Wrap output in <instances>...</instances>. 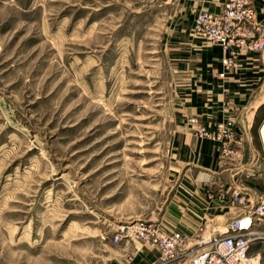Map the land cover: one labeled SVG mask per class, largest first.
<instances>
[{"label":"rangeland","instance_id":"obj_1","mask_svg":"<svg viewBox=\"0 0 264 264\" xmlns=\"http://www.w3.org/2000/svg\"><path fill=\"white\" fill-rule=\"evenodd\" d=\"M222 2L0 0V264H160L149 244L115 240L121 226L154 222L193 239L235 215L232 186L250 197L264 188V101L250 149L220 143L210 167L201 142L214 131L196 144L184 130L183 118L206 127L185 107L225 89L205 56L218 47L192 29ZM196 195L199 216L186 205ZM196 248L166 264H188ZM145 251L153 259L135 262ZM251 251L264 264V239Z\"/></svg>","mask_w":264,"mask_h":264},{"label":"built area","instance_id":"obj_2","mask_svg":"<svg viewBox=\"0 0 264 264\" xmlns=\"http://www.w3.org/2000/svg\"><path fill=\"white\" fill-rule=\"evenodd\" d=\"M263 16V17H262ZM264 7L258 13L254 0H223L217 10L205 9L193 16L192 29L198 38L218 47L219 65L216 75L225 78L236 68L239 57L247 51H264ZM196 117L188 119L198 137L208 138L206 127ZM236 134L234 121L225 119L215 124L213 138L226 147ZM239 148L242 139L234 138ZM228 195L235 215L223 230L201 229L193 239L188 233L176 229H163L159 224L138 220L121 226L115 240L123 236L149 244L157 251L160 264L187 257L191 245L197 248L188 264H261L260 252H252L255 240L264 239V188L254 197L236 184ZM208 230V231H207Z\"/></svg>","mask_w":264,"mask_h":264},{"label":"crops","instance_id":"obj_3","mask_svg":"<svg viewBox=\"0 0 264 264\" xmlns=\"http://www.w3.org/2000/svg\"><path fill=\"white\" fill-rule=\"evenodd\" d=\"M258 2L259 0L258 1L256 0V4H258ZM213 8L211 10L218 9L217 7H213ZM210 55L213 56V62L218 64L219 56H220L219 49L216 48L215 51L212 52L208 51L207 54H205L207 60L212 59L210 58ZM263 65H264V51L262 53H255L251 51H247L243 53L239 57L238 66L236 68L229 70V72L226 74L224 80V86H223V88L225 89L221 90V89H217V87L214 88L213 89L214 91L213 90L212 91L216 95L214 96V99L211 101H208L206 99L205 101L201 102L199 97L198 99L196 97L197 100L195 99V101L191 102L190 105H187L184 111L185 112L187 111L186 112L187 115L197 114V116H199V118L206 123L205 124L206 129L209 131L215 130L216 122L223 119H231L232 121H234L236 134L234 135L233 140L230 141V144L231 142H233L234 145L237 146V142L235 141L234 138L240 137L243 140V142H246L248 148L250 149L251 147L250 134L254 120V112L255 109L258 107V105L264 101V81L260 91L258 92L256 91L255 93L253 92L254 93L253 95H250V93L251 90L254 91L253 85L255 83H253L254 82L253 80L257 79V77L261 75L260 73ZM216 81H220V80H216ZM203 85L206 86V84ZM182 121H183V125L185 124L184 130L185 129L186 131L189 130V127L191 129V125L189 124L187 119L183 118ZM186 134L190 135L189 132H186ZM193 140H196V144H200L199 137ZM193 144L195 145V143ZM219 144H220L219 142L211 141L210 139H207L205 142L204 141L201 142L202 148H204L205 151L204 154L206 156V163L208 164V167L212 165L213 156L215 155L214 152L216 150L217 145ZM262 146H263V142H262ZM185 148L187 149V147L184 146V149ZM194 198L197 202L196 205L199 207V209L195 204L190 202L187 203L186 205L190 207L193 211H195L197 216H199L201 213L200 206L201 204L204 203L201 202V198H199L197 195L196 197L194 196ZM182 203L183 206H185L186 203L185 199H183ZM212 211H214L215 213L221 211L220 206L219 208L216 207V210L214 208ZM228 219L225 217L224 224H226V221H228ZM212 226L215 227L213 223ZM191 227L192 226H190V224L185 222H183V224L181 225V228L183 229H192ZM151 259H153V256L145 251L142 254L138 253L135 262H138L139 260L141 262L142 260L149 261Z\"/></svg>","mask_w":264,"mask_h":264},{"label":"bare ground","instance_id":"obj_4","mask_svg":"<svg viewBox=\"0 0 264 264\" xmlns=\"http://www.w3.org/2000/svg\"><path fill=\"white\" fill-rule=\"evenodd\" d=\"M264 124V123H263ZM261 130V132H260V134H261V139H262V142H263V146H264V135H263V133H262V129H260Z\"/></svg>","mask_w":264,"mask_h":264},{"label":"water","instance_id":"obj_5","mask_svg":"<svg viewBox=\"0 0 264 264\" xmlns=\"http://www.w3.org/2000/svg\"><path fill=\"white\" fill-rule=\"evenodd\" d=\"M261 129H262V133L264 135V124L261 126ZM260 132H261V130H260Z\"/></svg>","mask_w":264,"mask_h":264}]
</instances>
